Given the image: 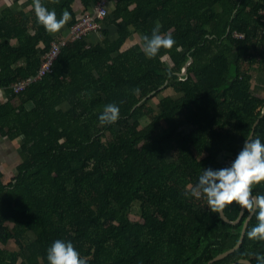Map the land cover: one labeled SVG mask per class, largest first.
I'll return each mask as SVG.
<instances>
[{"label":"trees","instance_id":"16d2710c","mask_svg":"<svg viewBox=\"0 0 264 264\" xmlns=\"http://www.w3.org/2000/svg\"><path fill=\"white\" fill-rule=\"evenodd\" d=\"M96 1L81 0L80 16L75 0L42 4L58 18L68 11L71 27ZM111 1L104 42H70L54 72L18 95L11 86L38 74L53 38L39 23L33 35L25 13L0 16V88L21 101L0 106V134L23 136L18 174L8 183L0 175V264H48L57 239L88 264H257L264 241L247 235L212 262L238 243L252 213L229 224L191 187L203 169L228 166L252 133L264 143V94L255 87L257 73L264 77V0ZM157 23L175 45L149 58L140 34ZM167 90L178 95L160 97ZM110 103L119 119L101 125ZM253 195H264V183ZM241 211L224 209L231 221ZM256 224L255 212L248 230Z\"/></svg>","mask_w":264,"mask_h":264},{"label":"clouds","instance_id":"9594fccd","mask_svg":"<svg viewBox=\"0 0 264 264\" xmlns=\"http://www.w3.org/2000/svg\"><path fill=\"white\" fill-rule=\"evenodd\" d=\"M58 2V0H56ZM37 22L49 33L59 32L69 21L70 13L64 11L58 18L56 11L49 10L42 0H32ZM159 23L152 29L151 36H144L143 52L154 58L159 51L171 49L175 40L170 34L160 32ZM120 116L116 104L105 105L99 115L101 125L115 123ZM264 183V143L259 138L244 140L241 149L228 166L203 169L198 183L191 187V195L204 198L213 213H223L224 209L235 204L242 211L256 212L257 224L247 231L251 240L264 241V195H253L254 186ZM257 264H264V255L255 254ZM48 264H88L81 257L71 241L55 240L47 250Z\"/></svg>","mask_w":264,"mask_h":264},{"label":"crops","instance_id":"0c3cea01","mask_svg":"<svg viewBox=\"0 0 264 264\" xmlns=\"http://www.w3.org/2000/svg\"><path fill=\"white\" fill-rule=\"evenodd\" d=\"M115 7H116L115 2L111 1V11L114 10ZM82 8L83 5L81 0H75L73 9L76 12V14L80 13L79 16L81 15ZM7 9H9L15 15H18L19 13H25L28 17H30L32 21L30 24V32L33 35H35L36 26L38 22L34 10L32 8L31 0H0V16ZM69 22L70 19L59 32L49 33V35L53 38V40L62 39L65 36H67L70 28V26H68ZM104 39L105 36L102 31L101 33L90 34L86 40L89 46H94L96 44L103 43ZM11 44L17 47L21 43L18 40H13L11 41ZM42 46L45 45L42 44ZM26 64H27V59L22 58L21 60H19V64L17 65L26 66ZM6 102H10L15 107H18L21 103L20 98H15L12 101H10L9 94L7 93L6 89L0 88V106L2 104H5ZM60 107L67 109L68 105L64 103ZM22 142H23V136H21L20 138L11 139L9 136L0 134V175H1V181L4 183L13 181V179L18 174V167L23 162V157L21 153Z\"/></svg>","mask_w":264,"mask_h":264},{"label":"built area","instance_id":"2783aa9c","mask_svg":"<svg viewBox=\"0 0 264 264\" xmlns=\"http://www.w3.org/2000/svg\"><path fill=\"white\" fill-rule=\"evenodd\" d=\"M111 13V0H97L89 8V12L69 28L67 36L53 40L50 47L44 53L38 74L25 80L14 83L11 86L14 94L24 93L32 84L44 79L54 72L56 60L62 49L70 42L79 41L93 33H101L106 18ZM235 37L244 38V35L235 33Z\"/></svg>","mask_w":264,"mask_h":264},{"label":"water","instance_id":"95a60500","mask_svg":"<svg viewBox=\"0 0 264 264\" xmlns=\"http://www.w3.org/2000/svg\"><path fill=\"white\" fill-rule=\"evenodd\" d=\"M189 62H190V60H189ZM188 64H189V63H188ZM187 67H188V65L185 67V69H184V71H183V74H186V72H187ZM162 89H163V88H160L159 90H162ZM152 94H153V93H152ZM152 94H151V95H152ZM253 135H254V133H252L251 137H253ZM243 215H245V212H244V211H241L240 217H239L236 221H231V220H229V219L226 217L224 211H223V213H220L221 218H222L225 222H227V223H229V224H232V225H237V224H239V223L241 222V220H242ZM254 215H255V212H253V213L251 214V216L248 218V220H247L245 226H243V229H242V231H241V236H240V239H239L238 243H237L233 248H231V249H229V250H227V251H225V252H223V253H221V254L215 256L214 259L212 260V262H214V260H218V259H221V258L226 257L227 255H229L230 253H232L234 250L238 249V248L241 246L242 243H244L245 238H246V233H247V231H248V227H249L250 222H251V220L253 219ZM238 263H240V264H253V263L251 262V260H249V259H244V258H243V259H239V260H238ZM233 264H237V263H233Z\"/></svg>","mask_w":264,"mask_h":264},{"label":"rangeland","instance_id":"374dc122","mask_svg":"<svg viewBox=\"0 0 264 264\" xmlns=\"http://www.w3.org/2000/svg\"><path fill=\"white\" fill-rule=\"evenodd\" d=\"M141 38H144V36L142 35V33L140 34ZM255 87L261 91V93L264 94V77L262 75H260V73L258 72L257 73V76H256V82H255ZM173 95V96H177L178 94L177 93H173L172 90H167L165 92H163L162 94H160V97L162 96H165V95ZM157 101V98H155V102ZM149 122V119L147 117H144L142 119V125H146L147 123ZM138 206V204H137ZM138 212V209L137 207L133 209V214H131L130 218L132 221L134 222H137L140 220V218L138 216H136V213ZM31 236L33 238H35V234L34 233H31ZM9 247L12 249V250H15V249H19L18 245L15 244L14 242H12Z\"/></svg>","mask_w":264,"mask_h":264}]
</instances>
